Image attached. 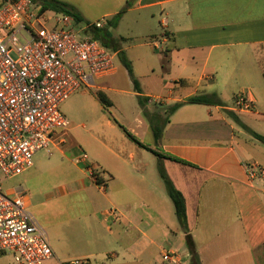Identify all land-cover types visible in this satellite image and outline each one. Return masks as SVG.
Instances as JSON below:
<instances>
[{"label":"crops","instance_id":"1","mask_svg":"<svg viewBox=\"0 0 264 264\" xmlns=\"http://www.w3.org/2000/svg\"><path fill=\"white\" fill-rule=\"evenodd\" d=\"M133 10L136 25L159 23L164 29L162 43L158 47L152 44L153 48L165 53L172 65L181 59L184 64L167 90L155 94L150 85L139 83V89L144 90L131 94L148 99L147 102L160 100L167 108L203 95H216L222 103L185 105L169 114L163 125L160 113L147 108L144 113V134L154 139L153 128L162 130L160 163L186 200L188 232L183 237L189 236L195 243L202 234L211 235L196 251L204 264H228L224 260L234 254L241 257L239 264H264V178H250L245 168L253 162L264 167V149L255 156L250 147L261 143L251 134L245 135L226 113L234 112L243 127L264 136L254 126H264V85L260 81L264 80V0H135ZM171 43L173 51L167 46ZM143 65L149 67L148 62ZM133 72L135 78L146 79L155 70ZM116 75L115 72L107 78ZM104 78H99L98 87L95 85L99 91L111 90ZM237 81L243 85L239 94H246L253 103L252 112H241L225 104ZM238 95L234 94V102ZM115 107L111 102L105 108L110 111ZM137 121L139 126L145 125L142 119ZM106 123L113 128L112 121L108 119ZM243 134L245 145L241 153L236 137ZM102 146L107 157L87 160L102 172L103 188L93 184L85 165L77 162L83 150L62 136L55 140L47 159H38L25 172L30 173L37 186L39 176H49L46 188L36 189L26 198L29 211L46 231L54 253L46 264H160L146 258L171 242L177 223L171 217L169 203L154 189H147L145 196L143 191L134 189V198L130 197L131 171H123V160L109 140ZM131 156L133 160L134 155ZM57 174L59 181L53 180ZM210 182L214 185L207 192L210 188L205 187ZM119 194L125 197L120 198ZM215 201L220 202V214L212 213L207 206ZM113 208L119 213L118 219L109 213ZM120 251L134 252L141 258L132 260L128 254L119 261ZM167 252H159L162 264H172L165 258ZM98 257H109V261L99 263ZM187 258L190 259L185 264L193 263L191 252Z\"/></svg>","mask_w":264,"mask_h":264},{"label":"built area","instance_id":"2","mask_svg":"<svg viewBox=\"0 0 264 264\" xmlns=\"http://www.w3.org/2000/svg\"><path fill=\"white\" fill-rule=\"evenodd\" d=\"M104 26L103 21L77 25L69 15L41 12L32 0H0V252L11 254L15 264H46L54 253L46 231L29 212L26 193L6 192L2 180L29 171L37 153L51 151L69 127L60 112L65 101L83 88H95V78L116 72L118 54L86 35ZM235 105L238 111H253L244 93ZM77 162L85 165L93 184L105 187L102 172L86 156ZM245 168L250 178H264L260 164ZM109 213L118 219L117 209ZM165 258L180 262L173 252Z\"/></svg>","mask_w":264,"mask_h":264},{"label":"rangeland","instance_id":"3","mask_svg":"<svg viewBox=\"0 0 264 264\" xmlns=\"http://www.w3.org/2000/svg\"><path fill=\"white\" fill-rule=\"evenodd\" d=\"M57 1H61L73 7L83 18L84 25L103 21L105 25L103 28H107L112 32L115 43H118L116 48H121L123 50L127 60L132 64V68L136 70L137 74H145L147 70L153 68L155 73H150V77L146 79H136L140 84L146 86L150 85L153 92H156L155 94H159L164 88L167 90L168 87H171V80L178 76V73L183 70V59L176 61V63L172 65L168 62L165 53L159 50L156 51L153 48L152 43L155 40L158 44L162 43L161 40L164 29L161 28L159 23L155 25H136L134 23L133 8L135 0ZM122 11L126 12L120 19L118 26L116 28H110V26H108L109 21ZM109 46L110 50H113L112 43H109ZM167 46L170 50H174V44H167ZM144 61L148 62L149 67H144ZM115 65L117 75L114 78H107L108 76H106V78L103 79V82L111 90L101 92H103L116 107L113 110H107L95 96V94L99 92L97 88H83L79 90L60 106V112L68 120L69 127L66 131L60 132L59 136H65L74 141L79 147V150H83L80 154L81 158L86 156L90 162H92V159H90L91 157H107V151L104 146H102V143H104L106 139L109 140L111 148L119 154L121 160H123V163H120L123 167V171L125 169L131 171L132 179L130 185L133 189V194L130 197L134 198V189L139 192L143 191V196H145V191H147V189H154L157 195L166 197L170 206L171 217L178 225L176 224L173 229L171 242L164 243L162 248L160 247L159 250L156 249L157 251L154 250L150 253L151 256H148L146 259L162 264V258L159 257V252L162 250L172 252L171 250H173L181 259L182 262H180V264H185V262L190 259L187 258V255H190V247L187 243V237H183L185 231L181 228L177 220L173 203L160 177L159 165L162 163H160L158 155L162 152L161 143L160 141L156 142L150 134H144L146 131V116L144 114L146 108L153 113H160L162 117L161 124L163 125L168 120L169 116L166 110L167 107L160 104L161 101L156 99H151L149 102H146L145 107H142L138 97L131 94L135 91L134 82L119 56L115 57ZM260 81L261 84L264 85L263 78H261ZM99 84V78H95V85L98 87ZM251 84L254 85L255 83L251 82ZM232 85L233 86L229 90L230 100L225 104L236 108L233 96L234 94H239L240 88H242L243 85L240 81L234 82ZM141 89L144 90L143 88H140V90ZM231 89H233L232 93ZM234 90L236 91L234 92ZM145 100L147 101L148 99ZM138 113L140 114L138 115ZM108 119L112 121L113 128L107 125L106 121ZM137 119H142L145 125L139 126L137 124ZM236 126L240 127V130H242L245 135H250L247 126L243 127L238 123H236ZM254 126H256L255 128L258 133H264V126L260 124H255ZM138 127L140 128L138 129ZM132 130H134V132H132ZM250 131L252 130L250 129ZM244 137V134L242 136L237 135L236 137V146L241 153L245 145ZM132 138H135L137 142L133 141ZM259 149H264V145L257 144L256 147H250V151L255 156L258 155ZM132 154L134 155L133 160ZM48 156L47 151H41L34 157V162L40 158L45 160ZM171 158L173 159V157ZM48 178V175L39 176L37 181L41 186H37L34 179H31L30 173H23L11 180H2V184L6 192H25L29 198L34 194L36 189L45 187ZM53 180L59 181L61 177L59 175L55 176ZM213 185L214 183L212 182L206 185L205 188H210L207 192L212 189ZM85 193V191L82 192V194ZM118 197L124 198L125 196L119 194ZM217 203L220 202L215 201L207 206L212 210V213L215 212L216 214H220L221 209L217 208ZM222 204H224V202H222ZM202 215H204V211ZM129 231L134 233L133 229H129ZM210 238L211 235L207 237L205 234H202L200 239H195L196 251L200 245L205 244ZM124 253H127V255H124ZM118 254L119 261H122L128 254L130 255L129 258L132 260H134V258H139V261L141 258L139 256L136 257L137 254L134 252L128 253L120 251ZM235 255L236 254L229 255L224 261H227L228 264L242 263L241 257H234ZM101 260L109 261V257H105V260L101 257L97 258V262L100 263ZM244 260L245 262L248 260L246 256ZM92 262L95 263V260L92 259ZM0 264L15 263L11 254L0 252ZM187 264L192 263L188 262ZM199 264L204 263L199 259Z\"/></svg>","mask_w":264,"mask_h":264},{"label":"trees","instance_id":"4","mask_svg":"<svg viewBox=\"0 0 264 264\" xmlns=\"http://www.w3.org/2000/svg\"><path fill=\"white\" fill-rule=\"evenodd\" d=\"M32 2L36 6H41V12H47L49 14H60L61 13V14L69 15L75 20L77 25L84 24V21L81 15L73 7L69 6L66 3H63L57 0H32ZM125 12L126 11H122L119 14L115 15L109 21L108 26H110V28H116L120 22V19L125 14ZM86 35L90 39L100 42L108 50H110L109 43H112L113 50L111 51L114 53H117L120 59L122 60L124 66L126 67V69L128 70L129 74L131 75L133 79L135 90H140L139 83L134 76L132 64L127 60L125 53L121 50V48H116L118 43L117 44L115 43L112 32L108 30L107 28H90L86 31ZM97 98L104 107L111 106V101L107 98V96L103 92L99 91L97 93ZM138 99H139L140 105L142 107H145L147 101L142 98H138ZM212 104L222 105V103L216 99V95L214 96H208V95L195 96V97L188 98L185 102H179L172 106H169L166 110H167V114H173L178 109H180L181 107L185 105H212ZM226 113L236 123L241 125L239 118L236 116L234 112L227 111ZM161 131H162L161 129L157 130L153 128L154 139L156 142H159L161 139V134H162ZM248 132H250V134L255 140H257L258 142L264 145V136L259 135L250 130H248ZM132 139L133 141L137 142L135 138H132ZM173 160L179 161L176 158H173ZM159 173L165 185L166 192L170 200L173 203L177 220L181 228L185 232H187L188 222H187V213H186V200L183 194L175 187L173 182L170 180L162 164L159 165ZM187 243L190 247V252L193 256L192 264H199V259L196 253L195 243L189 236H187Z\"/></svg>","mask_w":264,"mask_h":264}]
</instances>
